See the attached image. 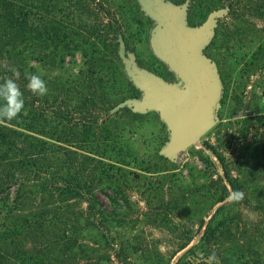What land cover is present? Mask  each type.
<instances>
[{"label":"trees","instance_id":"16d2710c","mask_svg":"<svg viewBox=\"0 0 264 264\" xmlns=\"http://www.w3.org/2000/svg\"><path fill=\"white\" fill-rule=\"evenodd\" d=\"M224 3L229 18H243L246 12H259L264 18V0H195L206 12ZM109 10L102 0H0V83L15 79L24 98L19 117L0 124V264H134L131 249L118 248V240L111 237L115 228L124 227L126 217L107 209L101 199V195L114 203L120 199L123 210L131 209L124 192L128 173L118 168L124 160L110 150L120 134L114 117L122 111L132 118L143 117L128 108L111 115L119 102L134 97L123 98L116 84L119 79L138 90L115 67L116 60L121 61L123 31ZM232 41L234 47L226 45L228 54L244 43L236 36ZM206 50L210 52V46ZM76 51L87 59V69L77 79L80 90L69 92L64 81L56 82L57 90L48 87L43 97L27 89L25 73H35L30 62L45 65L50 63L47 57L63 60ZM234 64L228 67L237 71L240 61ZM245 66L237 73L239 79L251 67L264 68V40ZM228 67L220 73L223 81ZM242 123L246 129L253 126L250 119ZM260 147L264 154V142ZM216 155L231 192L242 190L225 158ZM229 193L226 187L216 203L225 202ZM231 205L216 210L198 246L188 249L194 236L175 226L182 236L173 244L165 242L171 251L167 263L184 252L175 264H206L215 251L220 264H264V196L233 203L236 210ZM244 212L255 213L258 222L244 220ZM155 213L153 221L161 227L164 220Z\"/></svg>","mask_w":264,"mask_h":264},{"label":"rangeland","instance_id":"374dc122","mask_svg":"<svg viewBox=\"0 0 264 264\" xmlns=\"http://www.w3.org/2000/svg\"><path fill=\"white\" fill-rule=\"evenodd\" d=\"M102 2L110 9L109 12L120 20L127 54H132L142 68L169 82H175L174 74L154 56L149 46L153 23L141 11L138 2ZM227 5L224 3V6L218 9L229 8ZM211 12H206L204 5H195V0L192 4L189 0L187 21L191 26L201 25ZM229 14L230 9L228 16L219 21L215 36L211 45L209 44L210 52L205 50V53L210 54V58L216 62L218 74L225 71L224 67L227 68L229 63L235 67L234 62L237 59L240 64L237 71L228 67L224 81L221 77L223 96L220 99L219 121L199 143L180 153L176 162H171L160 155L159 150L168 141L169 132L157 113L141 114L143 117L136 119L122 111L114 117L118 122L116 124L120 134L114 138L115 142L110 150L113 152L112 156L124 160L118 168L122 174L128 173L124 192L131 209L121 208L120 205H124L123 200L119 199L114 203L113 198L105 195H101V199L107 209L118 211L122 214V219L126 217L124 227L115 228L111 237L118 240V248L131 249L130 256L134 264H168L171 251L167 252L165 242L168 245L173 244L182 236L174 231L175 226L181 229L184 227L187 234L194 236L188 249L198 246L203 230L216 210L224 204L233 205L227 199L223 203H216L225 193L226 187L231 192L229 184L222 179L223 166L216 154L225 158L228 169L238 177L245 198L249 197L255 202L257 198L264 196V154L260 147L261 142H264V68L251 67L248 74L241 76L242 79H239L237 74L239 70L246 68V64L252 62L257 48L264 40V18L259 12H246V16L240 19L234 15L229 18ZM233 36L241 37L244 43L242 47L228 54L225 51L226 45L230 43V46L234 47ZM47 60L48 64L45 65L30 62L35 73L41 75L46 82L47 88L57 90L56 82L64 81L69 92L73 89L80 90L77 79L81 78L83 70L87 69V59L82 51H76L63 60L57 56L47 57ZM59 61L62 64L58 66L56 64ZM53 64L55 66H52ZM115 67L124 71L122 61L116 60ZM112 84L110 81L105 89L110 91ZM116 84L120 87L123 98L140 96L139 91L132 89L124 81L119 79ZM50 90L48 88V91ZM128 109L133 112L131 108ZM113 110L112 116L116 114ZM245 119L251 120L253 126L250 129L243 127L245 125L242 121ZM108 192L114 195L111 191ZM232 205L230 209L236 210L237 206ZM125 211L128 214L124 213ZM155 211L159 212L164 220L161 227L153 221ZM244 214V220L258 222L255 213ZM159 252L167 254L159 256ZM261 252L264 254V249ZM183 254L184 252L180 253L169 264H175ZM159 260L163 262L159 263Z\"/></svg>","mask_w":264,"mask_h":264},{"label":"water","instance_id":"95a60500","mask_svg":"<svg viewBox=\"0 0 264 264\" xmlns=\"http://www.w3.org/2000/svg\"><path fill=\"white\" fill-rule=\"evenodd\" d=\"M136 1L153 22L151 50L176 81L169 82L139 66L135 57L127 54L120 36L124 72L140 96L124 100L113 112L128 107L137 114L157 113L169 132L160 155L176 162L180 153L199 143L219 121L223 83L216 62L205 50L229 8L213 10L201 25L191 26L187 21L189 0L181 5L169 0Z\"/></svg>","mask_w":264,"mask_h":264},{"label":"clouds","instance_id":"9594fccd","mask_svg":"<svg viewBox=\"0 0 264 264\" xmlns=\"http://www.w3.org/2000/svg\"><path fill=\"white\" fill-rule=\"evenodd\" d=\"M15 73V69H9ZM27 81V89L33 94L40 97L47 95V84L41 75L31 72L25 73ZM24 110V98L16 80L13 78H4L0 83V124L10 122L19 117ZM245 199V192L242 190H234L227 196V200L232 203H241ZM206 264H220L215 251L208 257Z\"/></svg>","mask_w":264,"mask_h":264},{"label":"flooded vegetation","instance_id":"af4514ba","mask_svg":"<svg viewBox=\"0 0 264 264\" xmlns=\"http://www.w3.org/2000/svg\"><path fill=\"white\" fill-rule=\"evenodd\" d=\"M153 23V22H152Z\"/></svg>","mask_w":264,"mask_h":264}]
</instances>
